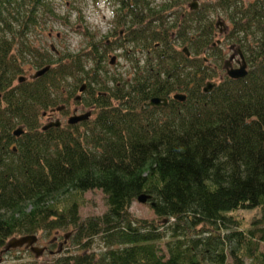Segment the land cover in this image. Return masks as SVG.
<instances>
[{
	"label": "trees",
	"instance_id": "16d2710c",
	"mask_svg": "<svg viewBox=\"0 0 264 264\" xmlns=\"http://www.w3.org/2000/svg\"><path fill=\"white\" fill-rule=\"evenodd\" d=\"M53 1L0 0L1 253L14 237L72 226L80 248L47 264H250L244 248L264 240L252 230L264 224V0H213L204 10L199 0L195 10L184 0L189 12L181 0H114L113 34L132 29L118 45L127 57L151 51L147 56L158 65L146 68L145 85L135 73L113 87L116 76L106 68L111 31L76 52L32 46V28L58 16ZM219 19L232 29L250 69L207 91L215 67L227 60L213 46ZM30 60L50 68L16 85L21 63ZM82 86H95L99 108L92 121L81 129L40 125L39 107H57L66 91ZM173 91L187 99L143 110L152 96ZM96 189L107 211L81 219L83 195ZM141 196L151 197L159 221L131 213ZM253 209L261 214L250 227L234 218ZM67 237L54 239L59 251ZM255 255L252 264H264V252Z\"/></svg>",
	"mask_w": 264,
	"mask_h": 264
},
{
	"label": "rangeland",
	"instance_id": "374dc122",
	"mask_svg": "<svg viewBox=\"0 0 264 264\" xmlns=\"http://www.w3.org/2000/svg\"><path fill=\"white\" fill-rule=\"evenodd\" d=\"M156 1V3L162 2L161 0H151ZM189 4L192 3L194 0H188ZM202 6V9L206 2H212L213 0H199ZM56 5V11L58 16L54 18H48L41 20V22H45L42 29L32 28L28 35V39L30 40L32 46L37 49L43 50L45 52L48 48L52 51V46H55L59 51L64 53L67 52H76L79 50H83V48L88 49L89 41L93 42L96 40L98 42L100 39H103V36L108 34L111 28L116 27V19L114 16V12L116 9V4L114 0H54L53 1ZM182 2L181 8L185 12H189V4H187L184 0ZM200 7V6H199ZM200 9V8H199ZM191 10V9H190ZM204 10V9H203ZM212 19L217 21L218 17L221 16L225 19L226 23L229 25L230 20L225 17L224 14L211 12L209 15ZM232 27V26H231ZM124 27L119 28L118 30H123ZM117 31V30H116ZM232 29H229V33H221L219 32L218 28L216 31V37L214 40H222V43L219 45L222 48V52L224 53L223 63L225 60L231 55L229 48L235 41L231 39L230 32ZM90 32L92 36H89L87 33ZM51 33V34H50ZM119 34V31L114 36H109L112 41H116L114 44L111 45L110 53L114 52L119 53L118 63L117 66H106L107 71H110V74L116 76V82H114V86L121 85L123 80L128 78V68L130 64V59L125 55L123 49L119 48L120 45H117L118 42L123 41L124 38H119L120 40H116L115 37ZM236 45V44H235ZM131 44L126 45V49L133 48ZM239 46V45H237ZM181 48V47H180ZM53 52V51H52ZM135 52H131L133 57H135ZM138 54V53H137ZM230 54V55H228ZM144 58V51L142 52ZM138 56V55H137ZM136 56V57H137ZM29 60V57H27ZM30 62L25 61L21 63L23 67L22 71L29 74L35 73L36 67L31 66ZM88 67L95 66L94 61L86 60ZM222 63V64H223ZM21 71V72H22ZM214 75H216L214 73ZM219 77L216 76L215 79L212 81H219ZM119 78V79H118ZM18 83L17 79L16 82ZM68 85L76 86V82L69 81ZM66 84V87L68 85ZM92 88H95L93 86ZM95 90V89H94ZM78 93V90L76 91ZM75 92V93H76ZM92 92H94L92 90ZM73 93V94H75ZM76 93V94H77ZM89 96V94H88ZM75 102L72 100V103ZM113 103H117V101H113ZM75 106V104H74ZM99 108V107H98ZM97 108V109H98ZM46 110L45 108L39 107L37 116L40 117V125H44L47 123V118L43 117V111ZM58 115V114H57ZM82 203L80 204V211L79 216L81 219H87L94 216H102L107 211V204L106 198L104 193L99 190H89L84 193L82 198ZM131 213L138 218L154 220L156 219L159 221L160 219L157 217L151 202H141L136 199L131 207ZM261 214L260 209H253V210H239L238 212L234 213V218L237 220H243L244 226L250 227L256 217H259ZM256 222H259L257 220ZM243 225V224H242ZM244 226L242 228H244ZM255 226V225H253ZM257 228V229H256ZM201 230V228H200ZM238 229L233 228L231 231H236ZM254 233L258 236L264 235V224L257 223L255 228L252 229ZM73 231L74 228H61L58 230L53 231H40L37 233L39 236V240L37 245L38 246H48L49 250L43 253L40 257H36L35 253L30 250L29 247H17L12 248L8 252L1 253L0 250V264H47L48 262H53L59 255L69 253L75 249L80 248L81 244L76 245L74 244L73 240ZM72 232V234H71ZM223 233H226V230H222ZM67 237V242L63 244L62 250L59 248V243L63 242L64 239ZM60 237L59 243H52V241L56 238ZM255 242H248L247 248H244V252L247 254L249 258H246V262L252 264V260L255 259V254H260V252H264V240L262 238L257 237ZM163 243V242H162ZM53 244V245H51ZM252 244V245H251ZM101 245V240H96L95 243L92 245L94 249H98ZM251 245V246H249ZM257 248V249H256ZM232 257V256H231ZM245 257V256H244ZM230 260V259H229Z\"/></svg>",
	"mask_w": 264,
	"mask_h": 264
},
{
	"label": "flooded vegetation",
	"instance_id": "af4514ba",
	"mask_svg": "<svg viewBox=\"0 0 264 264\" xmlns=\"http://www.w3.org/2000/svg\"><path fill=\"white\" fill-rule=\"evenodd\" d=\"M192 5H194V3H192ZM131 30L132 29H130V28L127 30L126 29L120 30L118 36L115 37V39L119 40L118 37L120 38L122 36L121 38H124L125 41H127L128 37L125 36V33L128 31H130L128 33H131ZM111 32L113 34V31H111ZM219 32H221L223 34L229 33V29H228V27L223 26V27H221ZM110 36H112V35H110ZM113 36H114V34H113ZM112 40H113V37H112V39H110V38L108 39V43L110 45L109 50H111V45L116 42V41H112ZM119 43H122V41L118 42V44ZM221 43H222V40H218L216 44H213V46H216V45L219 46ZM119 48H121V47H119ZM121 49H124V48H121ZM185 49L187 50V48H185ZM229 50L232 53H231V55L228 54L230 56L227 58L225 64L222 65L221 68L215 67V74H216L215 77L221 76V77H219V81H221V79H224V77H226V76L230 77L229 74L232 71H234L236 69H241L245 64H246V70L250 69V64L247 62L246 54L244 53V51L241 47H239L235 44H232L231 47L229 48ZM116 51L117 50L108 54V56L111 58L110 66H112V65L117 66L120 52L116 53ZM142 52L143 51L139 50L137 57H129L130 64H129V68H128V71H129L128 72V75H129L128 78L130 79L131 77H133L135 75V73H138L139 77L141 78V81L145 85L144 77H145L146 68H148L150 65H153V64L158 65V63H157V60L154 63V61H152L147 56V55L151 54V51H148V52L144 51V58H143ZM186 52L188 53L187 54L188 57L192 56L189 51H186ZM129 53H130V50H129ZM31 66H33V65H31ZM41 69L42 68L36 67L35 73L40 71ZM35 73L30 72L29 74H27V73H25V71H22L16 79H17L18 83L23 84V83L30 82L36 78L41 77V75L34 77ZM215 77L212 78V80L215 79ZM218 82L215 80V81H210L208 83L210 85H211V83L214 84L213 85V88H214V86ZM18 83H15V84L17 85ZM110 86L113 87L114 86L113 83H111ZM142 87L145 88V86H142ZM94 89L95 88H92V86H91V90L86 89V86H82L78 89V93L76 92L77 94L75 92H73V93H75V94H73L71 92L66 91L64 98H63V102L60 103L59 106H57V107L51 106V107H48L46 110L43 111V117L48 119L47 123L44 125H46L48 128L53 127V126L65 127V128L66 127H73V129L84 128L86 123L92 121L96 117V112H97L98 107H97V103H95V99H94L93 95H91L92 90L94 91L93 93L96 92V90H94ZM179 93H181V94H179ZM88 94L91 95V99H89ZM0 99L3 100L2 97H0ZM158 99L161 100L160 103L153 104V101H157ZM172 99H174V100H178V99L180 100L181 99L182 101H185L187 99V95L184 94L182 91H179V92L173 91L168 96H152L148 101L143 103V105H144L143 110H149L150 111L152 108L157 109V108H160L163 106L166 107L172 102L171 101ZM72 100H74L75 102L72 103ZM74 104H75V106H74ZM18 137H19V135H18ZM18 137H15V138H18ZM12 145L17 146L16 141ZM56 240H57V238H55V241ZM53 242H54V240L52 241V243ZM42 247H44L46 249L45 252L49 250L48 249L49 245L48 246H42Z\"/></svg>",
	"mask_w": 264,
	"mask_h": 264
},
{
	"label": "water",
	"instance_id": "95a60500",
	"mask_svg": "<svg viewBox=\"0 0 264 264\" xmlns=\"http://www.w3.org/2000/svg\"><path fill=\"white\" fill-rule=\"evenodd\" d=\"M191 7L193 9H197L198 8V4L197 2L194 3V5H191ZM218 24L224 25V22H222L221 20H219ZM50 67L44 68L40 71H38L35 75V77L42 75L43 73H45ZM247 74V70H246V64L241 68V69H236L234 71H232L229 75H231L233 78H242ZM213 84H209V86L207 88H205L207 91L212 89ZM161 100H157V101H153V104L156 103H160ZM166 101V100H165ZM47 128V127H45ZM22 132V130H16L15 134L19 135ZM150 196H141L139 197V201L141 202H148L150 200ZM38 236L37 235H27V236H21V237H14L11 240H9L8 244H7V250H10L12 248H17V247H22L24 245H28L30 246L31 250L36 254L37 257H40L44 251L45 248L43 247H38L35 245V243H37L38 241Z\"/></svg>",
	"mask_w": 264,
	"mask_h": 264
}]
</instances>
